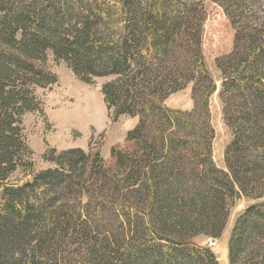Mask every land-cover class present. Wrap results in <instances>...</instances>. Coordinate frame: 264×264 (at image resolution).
<instances>
[{"label":"trees","instance_id":"1","mask_svg":"<svg viewBox=\"0 0 264 264\" xmlns=\"http://www.w3.org/2000/svg\"><path fill=\"white\" fill-rule=\"evenodd\" d=\"M213 2L232 29L218 81L201 0H0V264H219L193 238H219L241 197L256 202L234 221L227 263L264 264V4ZM48 51L85 84L109 78L111 118L137 122L110 163L92 147L50 149L53 167L29 178L22 116L57 81ZM187 85L192 108L168 107ZM215 93L231 133L223 169Z\"/></svg>","mask_w":264,"mask_h":264},{"label":"rangeland","instance_id":"2","mask_svg":"<svg viewBox=\"0 0 264 264\" xmlns=\"http://www.w3.org/2000/svg\"><path fill=\"white\" fill-rule=\"evenodd\" d=\"M192 1V0H187ZM207 13L203 38V52L213 77L218 81L220 73L215 66V58L227 53L231 48L232 29L223 10L213 0H201ZM260 1L264 4V0ZM257 2V3H258ZM45 67L56 76V83L44 88H36L35 95L41 103L38 111L26 112L22 116L23 135L30 151L28 159L32 162L29 178L36 173L53 167L44 160V154L50 150L64 151L72 148L83 150L92 147L98 149L106 163H110V150L125 144L126 133L131 130L136 118L119 116L113 120L107 108L101 87L109 78H96L93 84L81 82L61 61L56 60L48 51ZM219 86V83L217 84ZM165 104L173 109L189 111L192 108L191 85L172 93ZM211 123L215 130L213 159L223 169V151L231 139V133L222 118L221 104L215 93L210 98ZM24 174L18 169L9 181L14 182ZM253 201L246 197L234 200L229 208L226 226L219 238L199 235L193 242L209 247L219 255V264L227 263V240L235 219Z\"/></svg>","mask_w":264,"mask_h":264},{"label":"water","instance_id":"3","mask_svg":"<svg viewBox=\"0 0 264 264\" xmlns=\"http://www.w3.org/2000/svg\"><path fill=\"white\" fill-rule=\"evenodd\" d=\"M216 257L218 258V257H219V255H216Z\"/></svg>","mask_w":264,"mask_h":264}]
</instances>
